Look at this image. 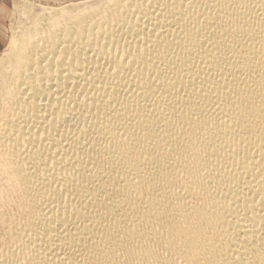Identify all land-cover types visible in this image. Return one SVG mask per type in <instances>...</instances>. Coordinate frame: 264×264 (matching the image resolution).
<instances>
[{
    "label": "bare ground",
    "instance_id": "obj_1",
    "mask_svg": "<svg viewBox=\"0 0 264 264\" xmlns=\"http://www.w3.org/2000/svg\"><path fill=\"white\" fill-rule=\"evenodd\" d=\"M32 8L0 74V264H264V0Z\"/></svg>",
    "mask_w": 264,
    "mask_h": 264
},
{
    "label": "rangeland",
    "instance_id": "obj_2",
    "mask_svg": "<svg viewBox=\"0 0 264 264\" xmlns=\"http://www.w3.org/2000/svg\"><path fill=\"white\" fill-rule=\"evenodd\" d=\"M87 1L91 0H0V74L3 66L2 59L5 58V54L10 49L11 39L15 34L14 31H16L15 27L17 28L20 22L25 19L21 8L29 5L33 7L34 12L40 13L44 7L62 8L72 3Z\"/></svg>",
    "mask_w": 264,
    "mask_h": 264
}]
</instances>
